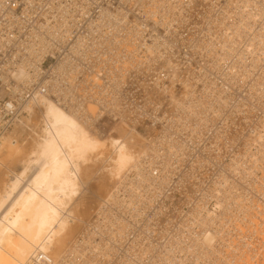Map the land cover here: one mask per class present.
Listing matches in <instances>:
<instances>
[{
  "label": "built area",
  "instance_id": "built-area-1",
  "mask_svg": "<svg viewBox=\"0 0 264 264\" xmlns=\"http://www.w3.org/2000/svg\"><path fill=\"white\" fill-rule=\"evenodd\" d=\"M164 1L171 9L157 15L170 20L168 29L146 19L144 11L153 10L150 0H0V135L26 117L30 134L40 120L38 100L49 98L61 106L72 102L92 108L98 136L111 133L107 125H122L144 139L148 152L141 158L143 166L160 187L138 188L143 200L120 208L114 199L136 201L126 191L136 179L129 169L111 188L100 214L94 213L77 243L69 245V253L92 254L95 264H150L167 258L175 259L167 264H264V113L248 105L257 100L250 81L242 87L226 84L228 67L236 72L243 66L223 55L222 40L217 52L226 59L209 76L220 89L217 98L224 109L213 111L214 94L203 121L191 119L176 131L171 125L182 116L173 103L190 93L195 100L206 97L200 76L214 61L191 46L197 39L208 40L211 32L220 33L219 4L225 0ZM181 1L184 13L178 10ZM63 7L74 17L68 27L59 19ZM102 10L108 17L101 21ZM129 28H134L132 34ZM167 38L174 41L169 50L163 48ZM153 42L158 46L146 50ZM27 52V79L18 80L14 74ZM160 52H168L177 64L176 79L159 63ZM252 57L256 59L255 51L247 61ZM260 66L256 75L264 71V61ZM188 77L195 79L184 82ZM161 137L179 149L169 153L166 144L156 143ZM150 158L156 161L148 162ZM167 166L165 176L161 168ZM197 234L199 248L191 239ZM206 234L210 242L203 239ZM99 246L106 255L98 252Z\"/></svg>",
  "mask_w": 264,
  "mask_h": 264
},
{
  "label": "bare ground",
  "instance_id": "bare-ground-1",
  "mask_svg": "<svg viewBox=\"0 0 264 264\" xmlns=\"http://www.w3.org/2000/svg\"><path fill=\"white\" fill-rule=\"evenodd\" d=\"M150 3L153 10L149 14L144 11L146 19L156 24L161 23L160 25L168 29L170 20H167L165 15L161 17L157 14L161 10H170L171 5L164 0H150ZM219 6L221 10L217 22L220 33L216 35L215 32H211L213 39L211 37H206L208 40L197 39L191 47L200 52L204 50L214 61L213 65L206 70L210 78V73L218 68L219 60L226 59L217 52L219 46L216 44L219 39L222 40L225 45L223 55L233 57L238 65L243 66L239 67L240 69L236 72L232 70L233 65L228 67V71L224 73L226 84H237L238 78L244 79L250 76L251 88L257 98V100L250 101V106H255L254 110L264 113V71L256 75V71L259 67L262 68L260 64L264 61V0H225ZM182 7L183 2L181 1L178 10L186 12ZM99 15L102 17L101 21L108 17L107 12L103 10ZM59 19L62 23H67V27L69 22L74 21L67 7L61 8ZM133 31L134 28H129L128 34H132ZM80 39L84 43V38L80 37ZM131 41L128 39V42ZM163 42V48L169 50L170 43L174 41L167 38ZM129 46H132V52L136 51L134 44H129ZM157 46L158 44L153 42L151 46L146 45V50H152V47L155 49ZM253 51H255L256 59L252 57L250 61H247L246 56L250 58ZM128 52H131V49H128ZM28 55L29 52L17 66L14 77L18 80L27 79ZM157 58L161 59L159 63L164 64L171 79H176L178 67L171 60L169 53L163 55V52H160ZM193 79L195 78L188 77L184 82L190 83ZM201 80L206 94L205 99L195 100L190 93L185 100L173 103L177 113L182 116L171 120L172 130L177 129L179 124L183 126L189 124L191 119L198 122L203 121L201 116L205 118L208 110L206 104L214 94L216 96L212 99L213 111L220 113V108L224 109L225 104L217 98L220 93L218 85L207 77ZM36 110L40 120L35 124L32 140L28 143L30 146H27V141L26 145L16 142L15 138L18 137L20 131L14 130L21 125H27V117L23 119L22 124L17 125L16 123L17 126L14 125L13 129L0 135V173L5 176L4 179H0V258H6L7 264H95L92 254L87 255L79 249L69 253L68 243L71 242V245L77 243L75 241L77 236L83 233L82 227L85 226L87 220L85 218L89 211L92 215L96 212L99 215L103 204L109 200L110 196L107 201L105 200L109 194L105 198L101 196L104 193L99 194L100 191L105 192L107 191L105 189H108L104 176H108L109 182L116 180L115 185L118 181L121 183L129 169L132 168L136 172V179L129 183L128 188L125 187L126 191L128 190L132 197L136 198V201L131 197L122 202L114 199L113 203L120 208H125L124 204L132 207L138 201L143 200V195L135 192L138 188L146 191L151 189V185L160 187L150 171L143 166L144 159L141 158L143 154H147L148 146L142 144L140 135L137 134L140 139H136L130 132V134L119 132L114 135L97 137L96 131L92 132L88 129L93 128L91 116L93 112H90L93 109L86 110L80 103L75 105L70 102L67 106H61L49 98H40ZM262 121L264 124V116ZM121 127L125 128L122 125ZM166 139L163 140L161 137L156 143L167 145ZM22 145L25 147L21 148ZM172 148L179 149L176 144L171 147L167 145L169 153ZM153 150L154 147H151L150 151ZM147 161L152 163L156 160L150 158ZM90 164L100 166L99 171L101 172H91L92 174L86 176L85 170L93 171ZM169 167L161 168L165 176L170 173ZM118 190L119 188L111 197L115 198ZM227 194L231 193H226L225 197L229 202ZM96 199L99 200L98 205L94 203ZM243 208V204L240 203L239 209ZM28 213H31L32 218L27 221V248L19 254L11 251L12 246L19 248L13 240L14 232ZM198 219L205 224L203 217L198 216ZM211 220L209 219V222ZM200 237L199 234L191 237L192 244L196 248L200 247ZM203 239L208 242L212 240L207 237V234L203 236ZM95 248L99 253L107 254L102 246ZM166 250L173 251L169 247ZM71 254L73 260L67 262L66 258ZM200 254L201 251H198L196 257ZM174 260L167 258L163 261L167 264ZM160 262L153 261L150 264H160Z\"/></svg>",
  "mask_w": 264,
  "mask_h": 264
},
{
  "label": "rangeland",
  "instance_id": "rangeland-1",
  "mask_svg": "<svg viewBox=\"0 0 264 264\" xmlns=\"http://www.w3.org/2000/svg\"><path fill=\"white\" fill-rule=\"evenodd\" d=\"M205 77H207V79H210L209 77H208V74H207V71H206V74H202L201 76H200V78L201 79H204ZM249 78H250V76H247L246 78H244V79H242V78H238V80H237V85H239V83H241V85H239L240 87H242V86H244L246 83H248L249 82ZM248 105L250 106V102L248 103ZM30 121H27V124L29 123ZM33 123V122H32ZM35 124H37L36 123V121H34V125H33V128H32V131H31V133L30 134H28L27 135V125H24V127H25V129L23 130V132H22V129H14V130H17L18 132H19V135H18V137L17 138H15L16 139V142H18V143H23V145H26V141H27V146H30V144H28L31 140H32V134H33V130H34V127H35ZM93 127V126H92ZM91 128V127H90ZM88 128L90 131H92V132H95V129L94 128ZM110 132L111 131V135H114V134H117V133H121V132H127L128 134H130L131 132L130 131H128L126 128H123V127H121L120 125H107L106 126V132ZM116 131V132H115ZM130 132V133H129ZM95 134H96V132H95ZM132 134V133H131ZM107 135H108V133H107ZM137 135V134H136ZM24 136V137H23ZM96 136L97 137H102V136H98L97 134H96ZM25 138V139H24ZM140 138V137H139ZM141 140H142V144H143V139L141 138ZM25 142V143H24ZM22 145V147L21 148H23V147H25V146H23ZM20 148V149H21ZM27 149H28V147H27ZM89 166H91L92 168V170L93 171H90V169L89 170H85V174H86V176H87V174L88 175H90V174H92L91 172H93V173H100L101 171H99L100 169H101V167L100 166H96V165H92V164H90ZM88 166V167H89ZM90 168V167H89ZM2 172V171H1ZM87 172V173H86ZM101 175H103V174H101ZM2 175H1V173H0V179H4V175L1 177ZM91 176H93V175H91ZM100 176V175H99ZM104 180H105V183H107V184H105V185H107V188L108 189H105V190H107V191H105V192H102V191H100L101 193H99L100 195L101 194H103L104 193V195H101L102 196V198L104 197H106V195L109 193V191L111 190V188H112V186L114 185V183H115V181L116 180H114L113 182H109V179H108V176H104ZM97 181L99 182V179H97ZM107 181V182H106ZM99 195V197H101ZM98 199H96L95 201H94V203L95 204H97L98 205V202H99V200L97 201ZM92 212V211H91ZM89 214H90V211H89ZM89 214H87V218H85V219H87L86 220V222H85V225H86V223L88 222V220H90L91 219V217H92V213L89 215ZM32 215H31V213H28L25 217H24V219L23 220H21L20 221V223H19V225L16 227V231L14 232V241L16 242V244H17V246L19 247L18 249H16V248H14L13 246H12V250L11 251H13V252H17V253H19V254H22V252L27 248V242H28V240H27V221H29L32 217H31ZM88 216H89V218H88ZM82 226V225H81ZM83 227H84V225H83ZM83 227H82V229H83ZM81 229V230H82ZM77 234V233H76ZM76 234L74 235L75 237H76ZM71 243V242H70ZM70 243H68L69 245H70ZM20 249V250H19ZM0 264H7V259L6 258H0Z\"/></svg>",
  "mask_w": 264,
  "mask_h": 264
}]
</instances>
